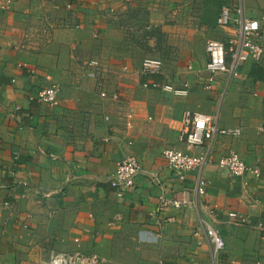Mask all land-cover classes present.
<instances>
[{
  "label": "crops",
  "instance_id": "crops-1",
  "mask_svg": "<svg viewBox=\"0 0 264 264\" xmlns=\"http://www.w3.org/2000/svg\"><path fill=\"white\" fill-rule=\"evenodd\" d=\"M235 1L0 0V264H48L52 252L94 253L102 264H264V54L237 78L222 75L205 86L206 44L235 36L217 23L221 8ZM242 1L264 28V0ZM125 20L132 31L139 23L161 33L163 55L154 57L161 74L142 73L145 53L129 43ZM45 21L42 49L24 44L28 28ZM95 32L106 39L101 52L90 39ZM91 54L101 57V72L90 67L97 77L73 76L79 55ZM150 82H187L189 94L144 86ZM52 84L61 89L57 105L31 99ZM199 111L239 132L218 136L212 156L235 152L261 178L207 165L206 196L166 210L175 222L159 223L161 197L185 191L195 199L199 173L179 182L163 153L184 149V115ZM126 156L143 173L118 198L110 179ZM207 225L226 243L215 258Z\"/></svg>",
  "mask_w": 264,
  "mask_h": 264
},
{
  "label": "built area",
  "instance_id": "built-area-1",
  "mask_svg": "<svg viewBox=\"0 0 264 264\" xmlns=\"http://www.w3.org/2000/svg\"><path fill=\"white\" fill-rule=\"evenodd\" d=\"M130 1V0H129ZM218 26L233 30L235 36L227 42L209 40L206 44L208 61L205 70L208 77L205 80L206 88L211 89L213 82H216L222 75L237 78L241 69L249 60L260 61L264 54V28L256 18H249L246 15V8L242 0H236L231 5L223 6L217 17ZM90 66L98 68V62L89 63ZM162 61L155 58H146L142 63V73L147 76H154L163 72ZM192 69V66H188ZM94 74V72H92ZM145 87L159 89L166 93L177 96H187L189 87L187 82L181 85H174L170 82L157 84L150 82ZM60 86L52 84L50 87L41 89L31 97L38 103L55 106L59 102ZM102 93V96H105ZM118 94H115L117 97ZM108 119V118H107ZM185 128L180 136L184 149H167L164 151V158L168 167L174 173L175 178L185 183L189 174L198 172L194 187L195 199H192L189 192H183L182 198L161 197L158 213L163 214L159 223L175 222V218L165 215L166 210H183L198 205L201 198L206 196L208 182L203 176V170L207 165L218 164L222 168H228L232 176L244 178L250 174L254 179L261 178V172L257 167H249L241 157L232 152L227 156L215 159L212 154V147L218 136L237 135L238 130L222 128L217 120L204 112H187L184 115ZM127 126H130L128 123ZM203 148L205 151L199 154H192L193 150ZM143 173V167L135 157L126 156L117 165L115 173L110 179V185L118 198H123L134 191L137 177ZM231 217H239L237 213H230ZM205 234L208 238L214 253V258L225 249L226 243L223 235L214 227L207 225ZM48 264H102L97 254H83L80 252H52Z\"/></svg>",
  "mask_w": 264,
  "mask_h": 264
},
{
  "label": "rangeland",
  "instance_id": "rangeland-1",
  "mask_svg": "<svg viewBox=\"0 0 264 264\" xmlns=\"http://www.w3.org/2000/svg\"><path fill=\"white\" fill-rule=\"evenodd\" d=\"M123 24L126 29L127 38L130 39L128 40L129 43H132L134 47L141 46L142 47L141 50H144L145 54H143L142 56L143 60L147 57L148 58H154V57L159 58L160 56L162 57L163 53L161 52V37H160L161 33H159L156 30H153V31L146 30V29L141 30V28L138 27L139 23H137L138 25L136 26L133 25L134 27L132 31L130 29L131 27H129V25L131 26L132 24L129 21L125 20V23ZM73 25H74L75 30H80L81 28L80 23L73 22ZM47 27H49V23L48 21H45L43 23H39L35 26H32L31 28H28L27 36L24 41V44L26 43L27 45H29L32 42V45L30 46V48H38L37 50H41L42 47L39 45V42L49 41V38L41 36L42 33L45 32ZM32 36H34V38H32ZM90 39L93 40L92 41L93 48L98 49L101 52V40L102 42H105L106 39L101 38L100 33H97V32H95L93 37L91 36ZM151 39H154L152 43L150 41ZM76 41H81V39H75L73 42H76ZM66 45L69 48L70 44L66 43ZM74 52L75 50L72 49L71 53L73 54V56H74ZM133 57L136 58L137 56H133ZM80 58L84 61L83 63L80 61ZM92 62H98L99 69L97 70H100L101 72V57L100 56L91 54L85 58L84 56L82 57L81 55H79V58L76 60V63H78V65H81V68H80V71L78 70V71L72 72L73 76L78 75L81 80L86 79L89 82L94 80L97 77L96 75L98 74V71L96 72L97 74L95 75L92 74L93 71H92V68L90 69L91 66L89 65V63H92Z\"/></svg>",
  "mask_w": 264,
  "mask_h": 264
}]
</instances>
